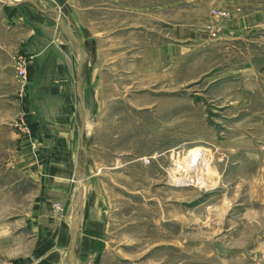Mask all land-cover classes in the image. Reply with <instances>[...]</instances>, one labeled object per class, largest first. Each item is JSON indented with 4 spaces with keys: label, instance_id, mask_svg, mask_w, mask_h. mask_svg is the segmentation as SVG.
I'll return each instance as SVG.
<instances>
[{
    "label": "rangeland",
    "instance_id": "374dc122",
    "mask_svg": "<svg viewBox=\"0 0 264 264\" xmlns=\"http://www.w3.org/2000/svg\"><path fill=\"white\" fill-rule=\"evenodd\" d=\"M18 1L0 0V264L18 263L3 228L39 185L16 166L31 80L3 8ZM33 1L91 42L81 158L102 193L103 264H264V0Z\"/></svg>",
    "mask_w": 264,
    "mask_h": 264
},
{
    "label": "crops",
    "instance_id": "0c3cea01",
    "mask_svg": "<svg viewBox=\"0 0 264 264\" xmlns=\"http://www.w3.org/2000/svg\"><path fill=\"white\" fill-rule=\"evenodd\" d=\"M34 3L19 0L3 8L5 26L19 35L18 53L31 80L20 94L28 133L16 166L39 182L37 192L25 194L30 209L3 229L19 243L17 264H103L108 229L102 193L94 177L84 173L81 158L91 97V68L82 62L91 57V42L76 33L72 21L67 30L61 11L52 18L40 4V15L33 14ZM49 62L52 73L46 79ZM56 201L63 211L53 212Z\"/></svg>",
    "mask_w": 264,
    "mask_h": 264
},
{
    "label": "built area",
    "instance_id": "2783aa9c",
    "mask_svg": "<svg viewBox=\"0 0 264 264\" xmlns=\"http://www.w3.org/2000/svg\"><path fill=\"white\" fill-rule=\"evenodd\" d=\"M214 14H216L217 16L226 19L229 17V13L226 11H214ZM219 30L215 27L211 28V33L213 35V37H216L218 34ZM16 71H17V77L21 80L22 85H25V83L27 82V75H26V65L25 62H20L18 64V66L16 67ZM2 264H16L15 262H3Z\"/></svg>",
    "mask_w": 264,
    "mask_h": 264
},
{
    "label": "bare ground",
    "instance_id": "6f19581e",
    "mask_svg": "<svg viewBox=\"0 0 264 264\" xmlns=\"http://www.w3.org/2000/svg\"><path fill=\"white\" fill-rule=\"evenodd\" d=\"M204 150L205 149L203 147H196L195 149H192L190 152H188V156L192 160L190 162V165H191L190 169L192 170V172L195 171L197 168H199V166L201 164L199 156H201L204 153ZM201 160H202V158H201ZM189 172H191V171H189Z\"/></svg>",
    "mask_w": 264,
    "mask_h": 264
}]
</instances>
